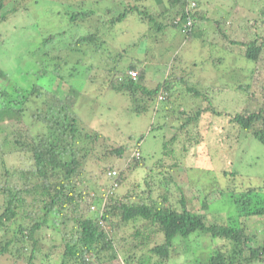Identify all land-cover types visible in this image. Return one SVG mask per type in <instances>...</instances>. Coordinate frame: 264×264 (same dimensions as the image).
Returning a JSON list of instances; mask_svg holds the SVG:
<instances>
[{"label": "rangeland", "instance_id": "rangeland-1", "mask_svg": "<svg viewBox=\"0 0 264 264\" xmlns=\"http://www.w3.org/2000/svg\"><path fill=\"white\" fill-rule=\"evenodd\" d=\"M68 1L75 6L80 2ZM118 1L123 3L125 0ZM200 1L201 9L210 21H191L194 29H200L203 34V37L192 40L173 27L157 34L150 23L134 14L127 15L122 22L111 27L107 19L123 9L113 6L111 0H85L86 5L80 4L79 8L97 10L103 17L93 14L72 28L59 21L58 13L64 11L60 8L63 5L61 0L28 1L25 15L21 13L0 24V67L5 64L11 71L15 67L25 70V66L46 69L49 62H43L44 53H54L65 45L45 44V37L70 29L65 38L72 40L71 35H84L89 29L93 32L96 27H101L100 40L96 44H101L102 51L95 54L93 48L87 46L78 77L73 79L66 75L70 83L65 79L52 85L53 93H61L60 96L75 91L76 104L72 111L80 126L87 134L100 135L83 163V187L99 197H104L108 191L116 192L119 197L143 193L145 198L157 203L168 199L171 206L177 205L184 196L187 208L203 215L207 223H225L237 217V207L225 191L230 186V174H236L239 180L246 179L253 185L264 178V146L231 120L236 113L257 112L263 107L264 54L256 62L249 61L244 55L246 48L230 45L226 38L235 40L239 37V40L246 41L250 34L252 40L256 30L264 35V27L260 26L256 16L264 7V0ZM146 3L149 7H159L155 6V0H147ZM162 3L166 8L170 6L169 0H162ZM108 8L112 11L106 15ZM232 23L243 26V38L241 31L235 32ZM25 26L29 27L28 30H24ZM124 49H127L126 54ZM134 61L139 62V67H144L145 82L143 80L141 84L150 89L168 79L172 81L179 76L175 73L184 76L173 86V95L168 99V92L163 91L161 96L147 98L145 102L139 93L133 100L128 94L113 91L111 83L119 81L123 72L129 73V64L137 66ZM51 64L50 76H54V65ZM13 78L17 82L20 80L16 76ZM247 83L251 85L248 94L236 89ZM21 84L26 83L21 81ZM24 90L30 95L29 90ZM42 99H31L32 111L45 108ZM140 106L148 109L137 113L135 109ZM192 107L196 111H209L200 112L195 122L182 129L181 125L187 120L179 114H188ZM28 122L31 126L33 119ZM141 136L143 139L138 149L135 143ZM117 145L130 146L122 160L108 153ZM136 149L140 153L141 166L126 176L119 187L107 188L111 180L102 174V169L116 160L114 170L119 172ZM223 171L228 172L227 177L221 175ZM245 223L249 231L256 234V240L261 239L264 217L249 218ZM131 230L130 225L117 232L116 240L121 245L117 246L119 257L101 264H125V256L130 253H134L131 264H138L140 255H150L148 248L153 242L161 243L163 240L157 234L149 246L130 252L128 235ZM41 233L40 252H36L34 263L61 264L64 249L61 234L47 230ZM216 242L200 233L186 241L177 236L173 240L172 258L167 264H202L215 250ZM151 257L152 260L157 259ZM0 264L26 263H16L13 257L6 255L0 258Z\"/></svg>", "mask_w": 264, "mask_h": 264}, {"label": "trees", "instance_id": "trees-1", "mask_svg": "<svg viewBox=\"0 0 264 264\" xmlns=\"http://www.w3.org/2000/svg\"><path fill=\"white\" fill-rule=\"evenodd\" d=\"M28 1L32 0H0V24L21 13L25 15ZM79 1L75 6L73 2L61 0L63 5L60 8H64L58 13L61 23L65 22L72 28L79 26V22L87 21L93 14L103 17L97 10L79 8L80 4L86 5L85 0ZM146 1L125 0L122 3L111 0L113 6L123 9L108 18L107 23L113 27L127 15L134 14L150 23L157 34L173 27L180 29L188 40L203 37L202 31L194 29V25L186 26L187 22L197 19L210 21L201 9L200 0H169L167 8L162 0H155L157 8L147 6ZM111 11L108 8L106 15ZM256 16L260 26L264 27V7ZM103 22L106 23L105 20ZM231 26L236 28L235 32L241 31L243 38V26L233 23ZM28 28L25 26L24 30ZM100 28L96 27L93 30L95 33L89 29L87 34L71 35L72 40L65 38L70 29L45 37V44L65 45L54 53H44L43 62H49L46 69L25 66V70L15 67L11 71L5 64L0 67V258L8 255L16 263L35 264V254L40 252L41 231L47 230L62 236L64 249L61 264H101L119 257L117 246L121 245L116 240V234L131 225L128 235L130 252L149 246L157 234L163 239L161 243L153 242L148 248L150 255H140L138 264H167L174 252L173 240L180 236L186 241L198 233L217 240L215 250L202 264H264V228L260 232L261 239L256 240V234L249 231L245 223L249 218L264 217V178L253 185L246 179L239 180L236 174H230V186L225 191L237 207V217L225 223H207L203 215L187 208L184 196L177 205L171 206L168 199L157 203L145 198L143 193H128L119 197L116 192L108 191L104 197H99L83 187V163L92 153L93 143L98 142L100 135L87 134L80 126L78 117L72 111L76 104L74 90L60 96L61 93L54 94L52 88L55 81L67 80L66 75L73 79L78 77L87 46L92 47L95 54L102 51L101 44H96L100 40ZM250 37L249 34L246 41L239 40V37L235 40L227 37L226 42L246 48L245 58L256 62L264 54V35L256 30L255 38L250 40ZM124 51L126 54L127 49ZM51 63L57 72L52 74L54 76H50ZM135 63L137 66L134 63L128 65L129 72L138 68L135 79L121 71L122 78L111 83L113 91L128 94L133 100L139 93L145 102L147 98L158 97L163 91L168 92V99L173 95V86L184 76L175 73L179 76L172 81L168 79L150 89L141 84V81L145 82L144 67H139V62ZM14 76L20 79L19 82L14 80ZM21 81L26 84L22 85ZM24 89L29 90L30 95ZM236 89L248 94L251 85H239ZM191 91L199 95L195 90ZM36 98H43L45 106L37 112L36 108L32 111L34 107L30 105L31 99ZM146 109L140 106L135 111L141 113ZM190 109L188 114H179L187 120L181 125L182 129L195 122L200 112L209 111ZM31 119L33 122L29 126ZM231 120L264 146V103L257 112L236 113ZM142 139L143 136L135 143L138 149ZM138 149L131 158L128 157L129 162L119 172L114 170L116 160L102 169V174L111 180L107 188L113 185L119 187L126 176L141 166ZM127 151H130V146L117 145L108 153L122 160ZM112 171L116 175H109ZM227 173L223 171L221 175L227 177ZM133 254L125 256V264L133 262ZM151 256L157 259L152 260Z\"/></svg>", "mask_w": 264, "mask_h": 264}, {"label": "built area", "instance_id": "built-area-1", "mask_svg": "<svg viewBox=\"0 0 264 264\" xmlns=\"http://www.w3.org/2000/svg\"><path fill=\"white\" fill-rule=\"evenodd\" d=\"M188 23L190 24V21ZM130 74H131L132 78L136 77V72L135 71H132ZM136 155H138V154H136ZM109 175H113L114 176V175H116V172L112 171L111 173H109Z\"/></svg>", "mask_w": 264, "mask_h": 264}, {"label": "clouds", "instance_id": "clouds-1", "mask_svg": "<svg viewBox=\"0 0 264 264\" xmlns=\"http://www.w3.org/2000/svg\"><path fill=\"white\" fill-rule=\"evenodd\" d=\"M190 24H191V22H190ZM132 71H130L129 72V74L131 73ZM136 74H137V72H136ZM130 76H131V74H130ZM132 77V76H131ZM136 78V77H135ZM135 78H133V79H135ZM163 94V92H161L160 94H159V96H161ZM160 102V101H159ZM136 154H138V153H136ZM139 155V154H138ZM140 156V155H139Z\"/></svg>", "mask_w": 264, "mask_h": 264}, {"label": "bare ground", "instance_id": "bare-ground-1", "mask_svg": "<svg viewBox=\"0 0 264 264\" xmlns=\"http://www.w3.org/2000/svg\"><path fill=\"white\" fill-rule=\"evenodd\" d=\"M186 26H192L191 24H189L188 22L186 23ZM184 27V26H183Z\"/></svg>", "mask_w": 264, "mask_h": 264}]
</instances>
